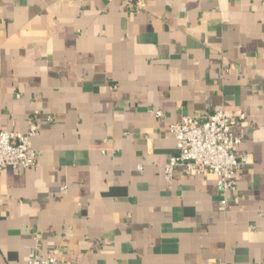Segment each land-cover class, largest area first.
I'll return each mask as SVG.
<instances>
[{
	"label": "crops",
	"instance_id": "crops-1",
	"mask_svg": "<svg viewBox=\"0 0 264 264\" xmlns=\"http://www.w3.org/2000/svg\"><path fill=\"white\" fill-rule=\"evenodd\" d=\"M218 110L251 157L229 208L212 172L165 175L168 126ZM33 128L0 264H264V0H0V130Z\"/></svg>",
	"mask_w": 264,
	"mask_h": 264
},
{
	"label": "built area",
	"instance_id": "built-area-1",
	"mask_svg": "<svg viewBox=\"0 0 264 264\" xmlns=\"http://www.w3.org/2000/svg\"><path fill=\"white\" fill-rule=\"evenodd\" d=\"M134 2L128 0L130 5ZM143 8L144 5L140 3L138 9ZM157 117L161 118L162 113L157 112ZM245 119L244 115L239 118L240 121ZM235 121L224 110H218L202 116H184L170 124L168 130L176 140L177 153L165 165L167 180H172L174 171L179 167H185L189 173L212 172L217 176L223 208L238 206L240 197L236 175L251 164V157L238 149L241 140L232 133ZM37 135L38 130L34 128L26 133L0 130V172L6 168L37 167L38 156L33 146V139ZM29 264L61 263L51 256L46 259L35 257Z\"/></svg>",
	"mask_w": 264,
	"mask_h": 264
}]
</instances>
